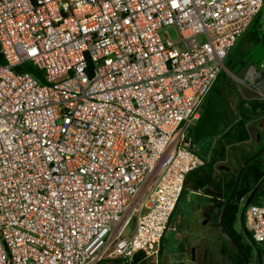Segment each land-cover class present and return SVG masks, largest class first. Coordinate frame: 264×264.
Listing matches in <instances>:
<instances>
[{
  "label": "built area",
  "instance_id": "obj_1",
  "mask_svg": "<svg viewBox=\"0 0 264 264\" xmlns=\"http://www.w3.org/2000/svg\"><path fill=\"white\" fill-rule=\"evenodd\" d=\"M263 6L0 0V264L154 263L205 164L200 105ZM245 227L264 244V205Z\"/></svg>",
  "mask_w": 264,
  "mask_h": 264
},
{
  "label": "trees",
  "instance_id": "obj_2",
  "mask_svg": "<svg viewBox=\"0 0 264 264\" xmlns=\"http://www.w3.org/2000/svg\"><path fill=\"white\" fill-rule=\"evenodd\" d=\"M263 10L264 6L260 13L263 12ZM259 14L254 18L249 27H253L255 31L253 42H262L264 44V34H262V32L260 31L261 26L258 21ZM249 53L250 51H247L244 55H241L238 60L225 67L230 71L231 74L238 75L239 72L246 67L247 61L251 57ZM261 60L262 59L259 60L257 69L260 68V64L262 62ZM16 70L19 72H29L37 77L41 82H43V76L41 72L30 63H25L19 66ZM230 80L231 79L226 77L224 72H222L214 81L209 91V96H207L208 98H206L207 100L204 99L205 102L201 104L202 108L200 118L196 126L194 127V130L191 132L193 144L203 138L219 137L222 131V126L225 124V121L230 118L227 111L233 113L235 106L238 107L239 112L243 116L241 120L242 126H245L246 123L254 119V116H251L254 114L253 112H255V116L257 112L259 115L264 116V102L262 108H260L256 107V104L253 102L247 103L246 101H241V103L239 104V101L238 105H235V103L233 102V97L230 98V101L229 99H225L224 94H229L230 91L226 90L225 87H228ZM242 105H247L248 107L246 108H248V111L243 110ZM220 107H224L226 109L219 110ZM245 111L248 113L250 112V114L246 113ZM220 144L222 145L223 142H221ZM262 148H264V143L255 148L254 143L249 142L248 144L239 145L238 147L234 149L232 148L231 150L228 147V149H225L221 154L213 149L211 159L208 162H205V164L197 170L189 172L185 178L183 192H185V189L187 188L185 185L189 184V182L193 179L192 174H197V172H201L204 175V181L210 183L213 187V190L210 192V194L214 196H210V203L203 211V215L206 218L214 220L216 219L221 232L228 237V240L230 241L232 246L231 250L225 244H222L221 246H218L217 253L221 256V258L223 257L225 261H228L229 264H244L243 255L247 257L248 263H250L251 250L253 249V247H256L258 252L262 254V250L260 248L261 244L252 246L251 244L247 245L246 243H242L243 237L241 234L236 232L235 222L238 214L240 213V224L242 226L243 232L245 233L244 235L249 239V233L247 232L245 227L246 207L244 209V215L241 216V210L243 207H241L240 209L239 203L241 199L247 196L245 202L249 200L248 205L253 204L255 190L257 188H259L260 190L261 186L264 185V152L251 160L245 166L234 196L232 197L231 202L226 207V202L232 191L235 179L241 166L248 158L260 151ZM224 153L225 156L228 155V160L232 166L231 168H233L234 170L232 173H230L229 170H225L226 168H224V170L219 173L220 175H218V172L215 173L214 156H221ZM225 158L227 159V157ZM190 186L193 190L199 189L198 185L190 184ZM219 195H222V200L217 199ZM234 241L239 244L242 252H239L235 247ZM221 260H215L213 254H210L207 251L204 252L203 262L205 264H220L222 263ZM257 260L258 264H261L259 257ZM146 262L147 260H144L141 254H137L131 262H123L121 260L113 259L105 260L99 264H146Z\"/></svg>",
  "mask_w": 264,
  "mask_h": 264
},
{
  "label": "rangeland",
  "instance_id": "obj_3",
  "mask_svg": "<svg viewBox=\"0 0 264 264\" xmlns=\"http://www.w3.org/2000/svg\"><path fill=\"white\" fill-rule=\"evenodd\" d=\"M259 24L260 31L264 30V10L259 14ZM168 36L171 40L176 39V32L173 28L169 27L167 29ZM255 31L253 27H248L245 34L238 40L236 45L231 50L230 55L225 61L224 67L232 64L238 60L241 55H244L247 51H250V58L247 61L246 67L239 72L238 75L231 74L230 71L225 67L224 74L226 77L230 78L228 87L226 86V90H230L229 94H224L225 99H229L233 97V102L235 105H238L239 101H246L247 103L253 102L256 104V107L262 108L264 98L259 95V93H254V90L251 88L253 77L255 73L252 72V68H255L256 71L259 70V60L262 59L261 64H264V44L262 42H253ZM263 34V33H262ZM223 82V81H222ZM251 86V87H250ZM253 90V91H252ZM209 96V95H208ZM208 98V97H206ZM205 98V99H206ZM207 100V99H206ZM203 101L201 104H203ZM247 105L243 107V110L248 111ZM202 105H200V110ZM220 109H226L224 107H220ZM234 111L240 113L238 107L235 106ZM245 111V112H246ZM229 114V119L225 121V124L222 126V131L219 136H221L225 131L230 127V121L233 117V113ZM248 113V112H247ZM254 116L251 121L246 123V128L250 133V141L241 142L236 144L235 140H231L233 145L229 146V149L236 148L239 145H245L250 143H254L255 148L259 147L264 143V116L259 115L258 112H253ZM250 114V112L248 113ZM217 137L213 138H203L199 141H196L194 144V150L196 154L201 157L204 162H208L211 159V154L213 152V143ZM230 140H224V147L229 144ZM228 149V148H226ZM214 167L215 173L220 175L222 170H229L230 173L233 172V168H231V164L228 160V155L225 156V153L221 156H214ZM227 157V159L225 158ZM231 176V175H230ZM264 185L261 186V189L257 188L255 190V197L253 204L263 206L264 205ZM207 192L200 191L198 194H195L191 191H185L181 194L175 210L173 212L172 221L176 226V231H168L164 234V237L161 242V251L156 258V261L153 263L151 261H147L146 264H177L178 261L174 260V256L178 254L179 243L183 242L186 244L185 253L181 254L182 259L181 262L184 264H205L203 262L204 252H208L213 254L215 260H221L220 264H229L228 261L217 253L218 246L225 244L231 250V243L228 240V237L223 234L218 227L217 220L206 218L203 215V211L206 209V206L210 203L209 198L206 196ZM214 194V193H213ZM218 194V193H217ZM210 196H214L211 195ZM217 197V196H215ZM247 196L241 199L239 206L240 209L245 203ZM218 200H222V195L217 197ZM240 213L237 216L235 222V230L239 234L242 235V243H246L247 245L251 244L249 239L244 235L242 226L240 224ZM205 222V223H203ZM131 231V227L127 229V232ZM189 247L195 248L194 259L192 260V255H189L188 249ZM262 250V254L258 252L256 247H253L251 250V260L248 264H258V257L260 258L261 264H264V244L260 245Z\"/></svg>",
  "mask_w": 264,
  "mask_h": 264
},
{
  "label": "crops",
  "instance_id": "obj_4",
  "mask_svg": "<svg viewBox=\"0 0 264 264\" xmlns=\"http://www.w3.org/2000/svg\"><path fill=\"white\" fill-rule=\"evenodd\" d=\"M251 87V86H250ZM253 90L254 88L251 87ZM252 90V91H253ZM254 93H257V91L254 90ZM261 97H263L261 94H259ZM241 103V101L239 102V104ZM243 107H245V105H242ZM247 113V112H246ZM233 117L231 118L230 121V127L228 128L227 131H225L221 136L217 137V139L215 140V142L213 143V149L216 150L217 152H219V154H221L222 152H224V150L226 148H228L229 146L233 145L231 143V140H235L237 143L239 144L241 142H248L250 141V133L245 126H242L241 124V120H242V114L241 113H237L236 111H233ZM230 140L228 146L226 145L224 147V145L220 144L221 142H224V140ZM231 144V145H230ZM193 175V179L189 182V184L185 185L187 188L185 189V191H191L194 192L195 194H198L200 191H203L204 193L207 192L206 196L208 198H210V192L213 190V187L211 186L210 183H207L206 181H204V175L201 172H197V174H192ZM191 185H198L199 189L198 190H193L191 189ZM184 189V188H183ZM209 205V204H208ZM207 205V206H208ZM173 216V215H172Z\"/></svg>",
  "mask_w": 264,
  "mask_h": 264
},
{
  "label": "water",
  "instance_id": "obj_5",
  "mask_svg": "<svg viewBox=\"0 0 264 264\" xmlns=\"http://www.w3.org/2000/svg\"><path fill=\"white\" fill-rule=\"evenodd\" d=\"M251 69H252V72L255 73V75H254V77H253V82H252V84H253V88H254V90L257 91L259 94L264 95V66H263L262 68H259V70H257V71H256L255 68H252V67H251ZM263 152H264V148H262L260 151H258V152L255 153L254 155H252L250 158H248V159L243 163V165L241 166V168H240V170H239V172H238V174H237V177H236V179H235V183H234V186H233V188H232V191H231V193H230V195H229V197H228V200H227V202H226V207H227L228 204L231 202L232 197L234 196V193H235V191H236V188H237V186H238V183H239V180H240L241 174H242V172L244 171L245 166H246L251 160H253L254 158H256L258 155H260V154L263 153ZM250 198H251V196H250ZM250 198H249V199H250ZM248 203H249V200L243 204V206H242L243 208H242V210H241V216L244 215V209H245V207L248 206ZM225 209H226V208H225ZM225 209H224V210H225ZM203 223H205V222H203ZM234 245H235V247L238 249L239 252H242L241 249H240L239 244H238L236 241H234ZM183 253H185V245H184L183 242H180V243H179V248H178V254H176V255L174 256V260H175V261H178L177 264H184L183 262H181V259H182L181 254H183ZM193 259H194V255L192 254V260H193ZM243 259H244V264H248L247 257L243 255Z\"/></svg>",
  "mask_w": 264,
  "mask_h": 264
},
{
  "label": "flooded vegetation",
  "instance_id": "obj_6",
  "mask_svg": "<svg viewBox=\"0 0 264 264\" xmlns=\"http://www.w3.org/2000/svg\"><path fill=\"white\" fill-rule=\"evenodd\" d=\"M184 245H185V248H187L185 243H184ZM251 245H252V244H251ZM252 246H254V245H252ZM185 250H186V249H185ZM188 252H189V253H188L189 255H192V254L194 255V253H195V248H194V247H189Z\"/></svg>",
  "mask_w": 264,
  "mask_h": 264
}]
</instances>
